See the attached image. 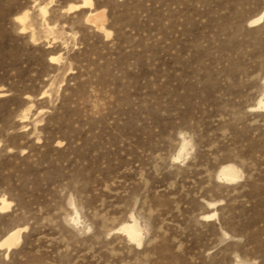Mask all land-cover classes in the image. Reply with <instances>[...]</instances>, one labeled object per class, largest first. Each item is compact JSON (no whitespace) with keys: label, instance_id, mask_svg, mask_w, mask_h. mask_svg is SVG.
I'll use <instances>...</instances> for the list:
<instances>
[{"label":"rangeland","instance_id":"rangeland-1","mask_svg":"<svg viewBox=\"0 0 264 264\" xmlns=\"http://www.w3.org/2000/svg\"><path fill=\"white\" fill-rule=\"evenodd\" d=\"M262 12L0 0V264H264Z\"/></svg>","mask_w":264,"mask_h":264},{"label":"bare ground","instance_id":"bare-ground-1","mask_svg":"<svg viewBox=\"0 0 264 264\" xmlns=\"http://www.w3.org/2000/svg\"><path fill=\"white\" fill-rule=\"evenodd\" d=\"M84 6H92V0H84ZM73 9H80V6L70 8V10ZM41 12L43 18L45 19L48 13L47 8L46 7L42 8ZM28 18H29L28 15L25 14L24 16L18 17L16 19L17 22L22 24V31L26 30L25 24L28 21ZM87 22L94 25L99 31L105 33L108 38L110 37L111 34L105 28L106 17L104 12L91 13L87 19ZM263 22H264V12H262L260 16L252 22V24L263 23ZM55 61H58V59L53 57L50 58L51 63ZM4 96L5 95L3 93H0V97H4ZM259 107L261 109H264V96L259 101ZM239 175L240 174L235 169V167H230V166L224 167L220 172V177L227 181H235L239 178ZM9 207H11V203L7 202L6 200H3L0 206V210L4 211L6 209H9ZM122 231L134 243H137L138 245L142 244V240L140 238V231L135 224L125 225L122 228ZM20 240H21V230L11 232L8 236H6L3 239L1 247H7L10 250L14 246L16 247V245L20 242Z\"/></svg>","mask_w":264,"mask_h":264}]
</instances>
